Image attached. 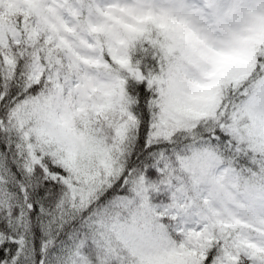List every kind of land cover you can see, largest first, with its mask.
I'll return each instance as SVG.
<instances>
[{"label":"snow or ice","instance_id":"snow-or-ice-1","mask_svg":"<svg viewBox=\"0 0 264 264\" xmlns=\"http://www.w3.org/2000/svg\"><path fill=\"white\" fill-rule=\"evenodd\" d=\"M0 264H264V0H0Z\"/></svg>","mask_w":264,"mask_h":264}]
</instances>
